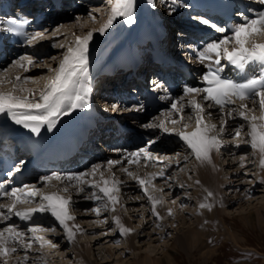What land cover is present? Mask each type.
Instances as JSON below:
<instances>
[{
	"label": "snow or ice",
	"instance_id": "6c2138e0",
	"mask_svg": "<svg viewBox=\"0 0 264 264\" xmlns=\"http://www.w3.org/2000/svg\"><path fill=\"white\" fill-rule=\"evenodd\" d=\"M150 2L155 7L154 0H150ZM259 2L264 5V0H259ZM109 3L111 6L107 20L99 29L90 30L85 36L73 34L74 44L67 46L57 68H49V71H54L55 75L48 80L38 97L35 96L33 89L23 87V83H26L31 77L17 75L10 78L0 75V85L5 82L12 85L9 91L0 90V114L7 115L15 124L22 125L24 128L30 129L32 133L39 135L45 126L49 131L52 130L61 116L78 108L89 107L91 88L83 85L82 78L88 71V46L94 32L98 31L101 34L106 32L118 18L125 20L128 24L134 23L136 0H109ZM88 16L91 20H96V15L93 12L90 11ZM240 17L243 22L233 24L229 28H221L207 19H201L200 22L204 25H210L211 28L225 33L221 38L206 43L197 52V59L202 64L207 62L206 71L201 77L203 86L185 85L183 95L175 98L164 97L163 99L170 101V107L163 110L159 117L142 127L157 130L169 136L175 135L195 159L202 163L205 161L212 163V152H219L226 145L223 139L225 135L239 138L247 128L246 143L254 152L260 154L259 165L264 169V43H257L255 39L258 35H264V10L257 11L252 16L240 13ZM79 20L78 17V23ZM3 23L7 25V32L19 33L29 46L36 45L45 39V32L36 31L29 34L23 31V25L29 23L26 18L9 19ZM61 27L63 26H58L51 33L52 37L63 35L60 32ZM59 47L64 48L65 45L61 44ZM222 61L227 63H222ZM36 63L33 56L22 55L12 62V66L23 68L25 72H28ZM253 65L261 68L259 74H248L249 68ZM229 66L240 74L239 79L225 75V70ZM25 92L29 95L17 94ZM237 101L240 103L237 104ZM257 106L260 109L259 116L255 114ZM185 109H190L191 115H185ZM211 109H215L220 114L218 125L209 123L205 119V117H211ZM114 110H116V106H114ZM135 110L142 111L143 107ZM236 119L241 120L242 123L236 127L234 132H229L230 121ZM193 121L195 128L189 132L187 129ZM169 124L172 127H168ZM153 143H155L154 140L147 142L148 145ZM235 146L240 147L239 143ZM187 158V156L184 157L185 160ZM162 159L166 160L167 158L154 157L146 146L125 153L124 160L109 159L106 165L95 164L84 172L67 174L54 172L41 177L40 180L43 183H50L54 179L60 181L61 184L71 183L78 193L85 192V186H87L91 190V195L85 198L96 203V207L90 211L100 216L102 211H115L116 205L119 203V197L115 193L120 191L123 182L116 179L115 173L112 171L115 166L122 165L125 160L128 164H139L141 160L148 164ZM243 159L242 157L241 160ZM168 166L165 163V167ZM104 168H107L111 173L109 178H105L102 170ZM16 171H19V167ZM122 171L139 184L144 196L152 205V213L157 219H162L156 211V206L163 203V200L152 195L147 186L152 185L153 180L157 177H164V169L144 178L134 175L128 168H122ZM97 174L99 175L98 181L95 179ZM8 175L11 176L12 173L9 172ZM170 178L168 177V179ZM63 191L67 193L69 188L64 187ZM212 196L213 193L208 191L204 202L199 204V208L211 211L213 205L208 202V198ZM0 197H7L11 200L9 204H0V219L9 220L15 216L23 221H31L36 213H48L58 222L69 242L75 239L76 232L82 231L79 225L67 223L76 219V216L69 212V206L73 204L70 196H63L59 193L45 194L35 184L22 187L13 186L9 190L4 182H0ZM37 198L40 201L37 207L17 209L18 204L30 203ZM86 211L88 210L86 209ZM168 214L172 215L171 209H168ZM113 220L121 235L132 231L121 224L119 217H113ZM104 222L106 223L107 220ZM157 226L161 227V225ZM49 230L55 232L56 226L50 229L32 226L25 232L19 230L15 224H9L0 230V264H8L7 258L18 250H23L25 254L17 264H29L28 251L36 242L40 244L41 248L45 244H51L53 248L57 247L52 241L36 235L38 231ZM42 264H46V261H42Z\"/></svg>",
	"mask_w": 264,
	"mask_h": 264
},
{
	"label": "rangeland",
	"instance_id": "374dc122",
	"mask_svg": "<svg viewBox=\"0 0 264 264\" xmlns=\"http://www.w3.org/2000/svg\"><path fill=\"white\" fill-rule=\"evenodd\" d=\"M101 1L98 2V6L103 3V8L99 12L95 11L96 8L87 5L79 9L81 15L77 16L66 8L67 18L60 21V23H52L45 28V30L51 28V31H43L46 32V42H48L45 44V52L43 51L42 57L36 59L37 64L33 67L34 70L31 67L28 72H24L23 68L12 71L16 75L31 77L28 80L29 82L23 86L37 89L38 85L47 84V79L49 80L55 75L54 71H49V68L55 69L58 67L67 46L74 44L75 37L73 34L85 36L88 31L93 30L92 27L97 25L96 27L100 28L106 22L110 8L108 4L105 5L104 0ZM143 1H145L146 7L150 5V0H139V6ZM90 11L96 15L95 21L89 18L88 13ZM148 11H150V6L144 11V14L148 15ZM167 11L170 14L175 12L171 9H167ZM78 17H82L81 20H84L86 24L76 23L74 24L76 27L73 28L69 25V21L77 20ZM61 25L63 27L60 28V32L63 35L52 37L51 33ZM77 25L79 26L77 27ZM112 34L113 30L109 29V31L107 30L98 35L99 41L96 44L91 43L92 41L89 43L88 62L90 64L98 63L92 62L98 59V52L93 53L95 48L117 44L116 40L110 39ZM127 36L129 37L126 40H129L132 36L130 31ZM61 44L65 47H59ZM113 48L114 51L116 47ZM39 62L41 63L38 64ZM6 70L2 74L6 73ZM13 73L6 75V77L11 78V75H15ZM5 86L12 87L10 83L5 82L0 85V89ZM34 92L36 93V91ZM121 111L122 109L119 112ZM255 111H258L260 115L259 107H256ZM211 112V117H205V119L209 123L218 125L220 123L219 112L216 110ZM185 115H191L189 110H185ZM240 123L242 121L239 119L230 121L229 132H234ZM194 128L195 125L191 123L188 129ZM173 136L175 142L177 137ZM246 138L247 128L244 129V134L239 138L225 135L223 137L226 142L225 147L219 152H212V157L215 158L213 169L219 181L220 193L218 194L220 195L217 197L218 199L215 196L209 197L211 201L208 200V202L213 205L211 211L199 208V204L204 202V198L210 190L207 187L200 188V182L198 183L199 186H196L202 173L198 171L200 168L196 165L197 160L195 157L185 148L183 142L179 141V143H174V146L172 145L171 150L181 153L183 157L175 161L173 151L171 153L167 152L170 149L162 151L160 153L161 158L167 159H162L157 164L160 163L161 166L162 164L165 166V163L170 160L168 171L164 177H157L153 180L152 185L147 186L152 195L163 200V203L156 206V211L162 219H157L152 213L151 203L146 199L143 192L136 187V183L132 184L131 177L122 171V167L118 165L113 170L122 179H130L124 180L123 185L126 182H130V184L126 186L128 189L123 192L120 191L121 196L119 197V203L116 205V210L102 211L101 215L97 216L90 211V209L96 207V203L85 198L91 195L89 193L91 190L87 187H85L83 193L72 190L71 194L67 195L71 196L73 201V206H69V212L71 211L76 219L67 223L69 225H79L82 231L76 232L74 241L69 242L58 222L49 216V222L46 221L40 227L50 229L56 226V231H38L36 235L52 241L57 247L53 248L51 244H45L41 248L38 242L33 243L32 249L28 251L29 264H42V261H46V264H97L98 261L106 258L109 260L99 264H129L131 261H136L139 264L140 259L147 254H150L151 257L162 258L161 264H264V169L259 165L260 154L254 152L248 146ZM237 143L240 147L235 146ZM185 155L188 157L187 160L184 159ZM242 157L243 160H241ZM177 161L179 162L177 163ZM241 164H243V167H241ZM161 166L156 170L160 169ZM136 168H138L137 164H132L128 169L134 174L137 171ZM151 168L154 169L155 166H151ZM102 170L104 174H107L106 171L108 170L106 168ZM149 172L147 175H149ZM140 174L139 171L134 175ZM184 175L187 176V180L179 183L180 178L182 179ZM168 177L171 178L168 180ZM119 180L122 181L120 178ZM171 183L174 184V190L169 192L166 186ZM51 185H54L53 181ZM132 185L133 187L130 190L128 186ZM43 188L51 189L48 186ZM259 188L262 190H257ZM161 189L162 191H160ZM126 196H130L133 201L128 203ZM34 201L36 202V199L32 202ZM163 207L165 208L164 212H162ZM168 209L172 210V215L168 214ZM213 211L215 212L213 213ZM220 216H223V220L220 219ZM113 217H119L120 222H124L125 227L132 229V231L126 235H121ZM85 219L87 223L92 224H86ZM105 220H107L106 223ZM184 220L186 222H183ZM99 221H103V223ZM87 225L90 227L87 228ZM157 225H161V227ZM5 227L0 225V230ZM188 227L195 228L199 236L193 248L187 247V244L183 247L181 242V237ZM27 229H25V232H27ZM29 235L31 234L29 233ZM109 245L114 246L109 248ZM80 251H83V254H86L87 259L89 258L88 260L91 262L84 260L82 257L80 258ZM24 254L23 250H18L15 254L10 255L7 258L8 264L10 262L11 264L14 263L11 259L15 257V261L18 262ZM165 255L172 258L169 263L165 260ZM19 257L20 259H18Z\"/></svg>",
	"mask_w": 264,
	"mask_h": 264
},
{
	"label": "bare ground",
	"instance_id": "6f19581e",
	"mask_svg": "<svg viewBox=\"0 0 264 264\" xmlns=\"http://www.w3.org/2000/svg\"><path fill=\"white\" fill-rule=\"evenodd\" d=\"M105 2V5H107L108 4V7L110 8V3H109V0H104ZM165 1L166 0H164V5H165ZM36 1H34L33 2V5L34 6H41V5H43V3L42 2H36ZM68 1H66V3H67ZM102 2V1H101ZM139 0H136V6H135V11L137 10V8L139 7ZM100 3V2H99ZM154 3H156L155 2V0H154ZM157 4V3H156ZM156 4H155V7H156ZM65 5V4H64ZM63 5V6H64ZM102 5H103V3H102ZM102 5H100V6H98V3L96 2L95 3V5H92L91 7L92 8H96L95 10H100V9H102L103 7H102ZM73 6V5H72ZM71 8V10H72V7H70ZM82 8V7H81ZM152 9H155L154 7H150V11L152 10ZM161 9V8H160ZM69 10V9H68ZM93 10V9H92ZM163 10H164V8H163ZM172 10H175V12H180V13H184V11L183 10H176V9H171V11ZM53 10L51 9L49 12H52ZM65 11V9H62V10H60V11H58V12H56V11H54V12H52V14H48V16H51L54 20H56V21H62L63 19H65V18H67V12H64ZM134 11V15H136L137 13V11L135 12ZM150 11H148V13L150 12ZM99 12V11H98ZM71 13H74L75 15H77V16H80L81 14H79L80 12H79V7L77 8V7H74V9L71 11ZM101 15V14H100ZM71 16V15H70ZM68 18H69V16H68ZM81 18L82 17H80V20H81ZM167 18H168V16H167ZM84 19V18H83ZM169 19V18H168ZM79 20V23L80 24H86L85 22H84V20H81L80 21ZM125 20H123V24L122 25H120L122 28L124 27V24H125ZM58 23V22H57ZM60 23V22H59ZM76 23H78L77 22V20H71V21H69V25L70 26H72L73 28L74 27H76L74 24H76ZM91 23V22H90ZM65 24V23H64ZM79 24V25H80ZM79 25H77V27L79 26ZM81 26V25H80ZM97 26V25H96ZM96 26H94V27H92L93 29H97L98 27H96ZM100 26V25H99ZM102 26V25H101ZM100 26V27H101ZM118 26V25H117ZM96 27V28H95ZM121 27H118L117 29H116V27L114 28V29H116V30H114L113 31V34L112 35H110V39L111 40H113V41H115L116 40V42H117V44H120V43H123L124 41H126V39H128V37L129 36H124V31H128L129 29H120ZM178 27H180V26H178ZM81 28V27H80ZM99 29V28H98ZM64 31V30H63ZM79 31H81V29H79ZM170 31H171V33H172V27H171V29H170ZM129 32V31H128ZM98 31L97 32H94V34H93V38H92V42L91 43H93L94 42V44H96L98 41H99V37H98V35L100 34V33H98ZM97 34V35H96ZM87 35V34H86ZM172 36V35H171ZM50 37V36H49ZM48 37V38H49ZM109 37V36H108ZM262 37H264V36H262ZM263 39V38H262ZM50 40H51V37H50ZM263 43H264V40H263ZM104 44H106V43H104ZM111 46H113V45H107L106 47H102V48H100L97 52H101V53H107V55H105V58H109L110 56H111V53H110V51L108 50L109 48L111 49ZM117 47V46H116ZM113 48V47H112ZM103 50V51H102ZM42 51H45V46H44V48H43V50ZM113 51V50H112ZM111 51V52H112ZM44 54V53H43ZM42 54V55H43ZM52 55V54H51ZM53 57V56H52ZM39 58V57H38ZM49 58V57H48ZM41 62H39L38 64H40ZM37 64V63H36ZM35 64V65H36ZM46 65V64H45ZM21 70V69H20ZM19 70V71H20ZM32 70H34V68L32 67ZM25 72V71H24ZM10 73H13L12 71L11 72H6V73H4V75L6 76V75H9ZM3 75V74H2ZM11 76H13V75H11ZM12 78V77H11ZM14 78V77H13ZM27 82H29V81H27ZM27 82L26 83H24L23 85H25V84H27ZM23 87H27V86H23ZM29 88H31V89H33L34 91H35V89L36 88H34V87H29ZM26 94H28L29 95V93H26ZM237 104H239V103H237ZM258 107V106H257ZM186 110V109H185ZM213 110H215V109H211V111H213ZM122 112V111H121ZM121 112H118V114H121ZM256 112V111H255ZM127 118L129 119V121H131V122H133V119H132V117L130 116V117H128L127 116ZM161 119H163V117H161ZM151 122V121H150ZM144 130L145 131H143L145 134H147V135H149V137H148V141L149 140H154L155 141V143H153V144H151V145H148V148L149 149H152L153 151H165V150H169L170 149V151H167V152H172L173 150H171V147H172V145H174V136L172 135V136H166L164 133H162V132H160V131H157V130H153V131H150V129H146V128H144ZM194 129H188L187 131H189V132H191V131H193ZM107 136V134H106V132H99V133H97L96 134V138H94L93 139V141H92V143H91V145L92 146H95V147H98V145H99V141L97 142V139H101V140H103V139H105V137ZM233 152V151H232ZM173 154L175 153V155L173 156V158H174V160L176 161V159L177 160H179L181 157H183V155H181V153H177V152H175V150L172 152ZM177 154H179V155H177ZM172 155V154H171ZM181 155V156H180ZM212 155V154H211ZM185 156H187V155H185ZM155 157H158V158H161L162 156H160V154L158 155V156H155ZM172 159V158H171ZM197 160V159H196ZM141 161H143V160H141ZM169 161L170 160H168V162H167V164L169 165ZM214 161H215V158H213L212 157V163H208V162H201V161H199V160H197V164L196 165H198L199 166V172L201 171V173H202V175L200 176V178H199V182H200V186L198 185V183H197V185L196 186H199L200 188H205V187H207V189H209L212 193H213V196H215L216 198L220 195V194H218V193H220L219 192V181H218V178H217V176H216V173H215V171H214V169H213V165H214ZM144 162V161H143ZM200 163V164H199ZM130 165L128 164V167H129ZM170 166V165H169ZM169 166L168 167H165L164 166V164H162V166H161V168H166V169H168L169 168ZM158 170H160V169H158ZM158 170H156L155 172L154 171H152V172H149V174H151V173H158ZM264 171V170H263ZM264 173V172H263ZM146 174H148V173H146ZM198 175V174H197ZM138 176H140L141 178H144L145 176L141 173L140 175H138ZM124 180H130V179H122V182H124ZM169 180V179H168ZM185 180H187V176L186 175H184L183 176V178L181 179L180 178V182L179 183H181L182 181H185ZM183 183V182H182ZM124 186H127L126 184L124 185ZM173 186H174V184H167V186H166V188H168V191L170 192L171 190H174L173 189ZM129 187V189L131 190V188L133 187V185L132 186H128ZM230 187V186H229ZM175 188V187H174ZM45 189V190H44ZM130 190H128V191H130ZM257 190H262L261 188H259V189H257ZM167 191V190H166ZM167 191V192H168ZM42 192L43 193H45V194H50V193H56L55 191H52V189H47V188H43L42 189ZM77 192V191H76ZM126 201L129 203V202H132L133 200H131V198H130V196L129 197H127L126 196ZM218 199V198H217ZM137 200V199H136ZM208 200L209 201H211V198L209 199L208 198ZM166 203H168V202H166ZM1 204V203H0ZM132 206V205H131ZM164 207H166V206H164ZM162 208V212H164V209L165 208ZM129 208V207H128ZM132 208V207H131ZM224 211V210H223ZM215 211H213V213H214ZM82 213V212H81ZM80 214V213H79ZM43 219V218H42ZM88 219V218H87ZM220 219L221 220H223V216H220ZM83 220V219H82ZM138 221V220H137ZM80 222V221H79ZM85 222H86V224H92V223H87V221H86V219H85ZM100 223H103V221H99ZM183 222H186L185 220L183 221ZM258 222H260V220H258ZM84 223V222H83ZM79 224V223H78ZM81 224V223H80ZM122 225H124L125 226V223L124 222H122L121 223ZM161 224V223H160ZM96 226V225H95ZM162 226H164V224H162ZM90 226H88L87 225V228H89ZM81 228V227H80ZM186 229V228H185ZM187 231L182 235V237H181V242H182V246L183 247H185L186 246V244H187V247H189V248H193L195 245H196V242H197V240H198V232L195 230V228H191V227H188L187 229H186ZM50 234V233H49ZM230 234V233H229ZM97 236V235H96ZM232 237V236H231ZM97 238V237H96ZM74 241V240H73ZM112 246H114V245H109V248H111ZM155 248V247H154ZM153 248V249H154ZM79 256H80V258L82 257V258H84V260L86 259V260H88L87 259V255L85 254H83V251H80V253H79ZM33 257V256H32ZM21 258H23V257H21ZM18 259H20V257L18 258ZM33 259H34V257H33ZM32 259V260H33ZM112 259V258H111ZM16 260V257L15 258H13V259H11V261L12 262H14V263H12V264H15V263H17V261H15ZM22 260V259H21ZM109 259H102L101 261H98L97 262V264H99L100 262H105V261H108ZM165 260L167 261V263H169L171 260H172V258L170 257V256H166L165 255ZM19 261V260H18ZM88 261H90V260H88ZM162 261H163V259L162 258H160V257H151L150 256V254H147V255H145V257H143L142 259H140V261H139V264H161L162 263ZM30 262H32V261H30ZM34 262V261H33ZM91 262V261H90ZM9 264H11V262L9 263ZM129 264H138L136 261H131Z\"/></svg>",
	"mask_w": 264,
	"mask_h": 264
}]
</instances>
